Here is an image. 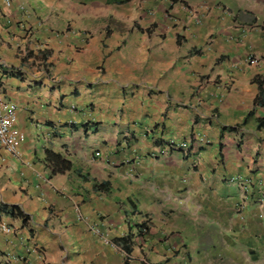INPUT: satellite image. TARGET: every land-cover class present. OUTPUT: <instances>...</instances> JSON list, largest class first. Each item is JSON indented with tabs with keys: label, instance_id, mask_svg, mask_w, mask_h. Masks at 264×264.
Listing matches in <instances>:
<instances>
[{
	"label": "crops",
	"instance_id": "obj_1",
	"mask_svg": "<svg viewBox=\"0 0 264 264\" xmlns=\"http://www.w3.org/2000/svg\"><path fill=\"white\" fill-rule=\"evenodd\" d=\"M6 1L0 93L25 138L0 148V264L264 258V0H179L198 26L164 0ZM245 24L261 28L236 41ZM180 141L202 154L160 153ZM47 151L72 168L52 174Z\"/></svg>",
	"mask_w": 264,
	"mask_h": 264
},
{
	"label": "built area",
	"instance_id": "obj_2",
	"mask_svg": "<svg viewBox=\"0 0 264 264\" xmlns=\"http://www.w3.org/2000/svg\"><path fill=\"white\" fill-rule=\"evenodd\" d=\"M170 2V8L169 10L167 9L165 14L168 17L172 16V11L170 10L174 6H179L181 7L185 12H187V17H189L192 21L193 24L198 26L201 25L205 16V12L200 10L199 8L196 7H189L186 6L182 3L175 2L174 0H164ZM8 5L11 4V0L6 1ZM214 11H217L220 16L226 17L229 16L231 19L235 17L234 12L225 7V6H216L214 7ZM232 25L234 27H238V23L233 19L231 20ZM261 25L258 24H245L241 26V32L239 36H234L233 38L236 41H241V39L244 36L251 35L258 30H260ZM258 58L252 59V62L254 63H259ZM18 111H19V105L11 100L6 99L1 93H0V148L5 149L6 151L10 152L11 154L17 156L19 155V147L18 143L19 141L23 140L25 138V135L21 132H18L15 130L16 123L18 121ZM201 140L203 142L206 141V138L202 136V134H198L197 137L194 136L193 140ZM193 141H180V142H167L163 148L160 150L161 154H167L172 151H181L185 156L188 157H195L196 155H201L202 154V149H198L195 147V145L192 143ZM97 156H100V152L95 153ZM250 179H245V183L241 184L242 190H243V195L239 202H237L236 207H235V213L238 217L240 218H245L247 211L249 209V202H250V196L247 191H244V188L250 184ZM248 183V184H247ZM256 203L263 208L264 207V193L259 194ZM5 230L7 232H12V228L5 225L4 226ZM90 231L99 237L100 239L103 240V242L112 247L113 249H119V246L112 241L111 237L109 236V232L106 229H103L100 225H92L90 227ZM145 234L147 231H143ZM32 252L36 254H41L42 250L39 247L32 246ZM187 260H185L186 262ZM26 264H32L30 261H27Z\"/></svg>",
	"mask_w": 264,
	"mask_h": 264
},
{
	"label": "trees",
	"instance_id": "obj_3",
	"mask_svg": "<svg viewBox=\"0 0 264 264\" xmlns=\"http://www.w3.org/2000/svg\"><path fill=\"white\" fill-rule=\"evenodd\" d=\"M257 104L258 100L255 102V105ZM259 125H264V119L261 120ZM46 163L51 168L52 174L62 173L72 168V163L68 159L51 151H47Z\"/></svg>",
	"mask_w": 264,
	"mask_h": 264
},
{
	"label": "rangeland",
	"instance_id": "obj_4",
	"mask_svg": "<svg viewBox=\"0 0 264 264\" xmlns=\"http://www.w3.org/2000/svg\"><path fill=\"white\" fill-rule=\"evenodd\" d=\"M175 2L177 3V2H179V0H175ZM179 3H181V2H179ZM182 4H184V3H182ZM237 202H239V200ZM237 202L235 203L234 211H235V207H236ZM240 219H243V218H240ZM210 264H264V258H249V259H245V258H225V257L223 258V257L217 255L214 258H211Z\"/></svg>",
	"mask_w": 264,
	"mask_h": 264
},
{
	"label": "clouds",
	"instance_id": "obj_5",
	"mask_svg": "<svg viewBox=\"0 0 264 264\" xmlns=\"http://www.w3.org/2000/svg\"><path fill=\"white\" fill-rule=\"evenodd\" d=\"M174 1H175V0H174ZM242 195H243V194H242ZM240 199H241V198H240ZM240 199H239V200H240ZM251 201H252V200H251ZM249 207H250V202H249ZM259 207H260V206H259ZM260 208H261V207H260ZM263 208H264V207H263ZM248 211H249V209H248ZM248 211H247V214H248ZM234 212H235V211H234ZM235 214H236V213H235ZM247 214H246V215H247ZM239 218H240V217H239Z\"/></svg>",
	"mask_w": 264,
	"mask_h": 264
}]
</instances>
